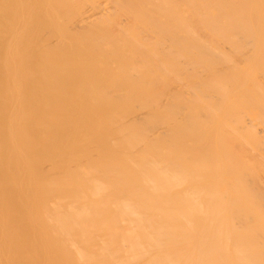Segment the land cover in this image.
Wrapping results in <instances>:
<instances>
[{
	"label": "bare ground",
	"instance_id": "6f19581e",
	"mask_svg": "<svg viewBox=\"0 0 264 264\" xmlns=\"http://www.w3.org/2000/svg\"><path fill=\"white\" fill-rule=\"evenodd\" d=\"M0 264H264V0H0Z\"/></svg>",
	"mask_w": 264,
	"mask_h": 264
}]
</instances>
